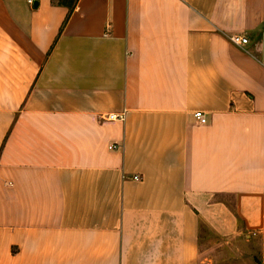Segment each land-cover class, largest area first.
I'll return each mask as SVG.
<instances>
[{"label": "crops", "instance_id": "1", "mask_svg": "<svg viewBox=\"0 0 264 264\" xmlns=\"http://www.w3.org/2000/svg\"><path fill=\"white\" fill-rule=\"evenodd\" d=\"M212 237L264 264V0H0V264H212Z\"/></svg>", "mask_w": 264, "mask_h": 264}, {"label": "rangeland", "instance_id": "2", "mask_svg": "<svg viewBox=\"0 0 264 264\" xmlns=\"http://www.w3.org/2000/svg\"><path fill=\"white\" fill-rule=\"evenodd\" d=\"M213 238V237H212ZM210 240L209 246L200 249V254L210 256L215 263L212 264H258V255L253 252L255 248L249 244L242 248L223 247L217 245V241Z\"/></svg>", "mask_w": 264, "mask_h": 264}, {"label": "built area", "instance_id": "3", "mask_svg": "<svg viewBox=\"0 0 264 264\" xmlns=\"http://www.w3.org/2000/svg\"><path fill=\"white\" fill-rule=\"evenodd\" d=\"M30 4V1H28ZM228 42L236 47H242L247 44V39L242 35H230L227 37ZM192 118L196 124L203 125L205 124V117L200 112H194L192 115ZM105 120H118L120 119V116H115L113 114H108L104 116ZM118 146L116 144H110L107 146L108 150H116ZM133 180H136V177L132 178Z\"/></svg>", "mask_w": 264, "mask_h": 264}]
</instances>
